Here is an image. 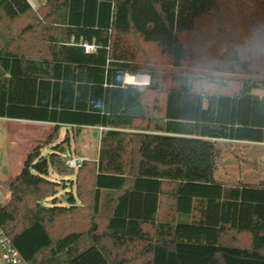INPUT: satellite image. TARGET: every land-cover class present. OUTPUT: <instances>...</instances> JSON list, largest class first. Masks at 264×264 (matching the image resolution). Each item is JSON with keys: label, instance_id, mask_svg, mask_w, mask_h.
<instances>
[{"label": "trees", "instance_id": "16d2710c", "mask_svg": "<svg viewBox=\"0 0 264 264\" xmlns=\"http://www.w3.org/2000/svg\"><path fill=\"white\" fill-rule=\"evenodd\" d=\"M220 6L264 11V0H45L15 43V20L33 10L0 0V117L101 127L96 159L67 166L68 135L53 144L50 132V151L34 145L8 180L0 227L29 264H129L132 250L138 264H264V181L215 176L218 142L264 144L258 80L206 92L185 68L192 52L183 37L203 30L202 44L221 47L243 72L264 54L241 30L231 34L248 41V56L224 41L231 24L198 23ZM136 41L165 55L169 72L137 63ZM127 72H147L148 82L124 83ZM51 172L72 178L67 204L57 202ZM100 206L102 229L91 220ZM83 207L85 229L50 232Z\"/></svg>", "mask_w": 264, "mask_h": 264}, {"label": "rangeland", "instance_id": "374dc122", "mask_svg": "<svg viewBox=\"0 0 264 264\" xmlns=\"http://www.w3.org/2000/svg\"><path fill=\"white\" fill-rule=\"evenodd\" d=\"M32 1L36 4V7H31L33 11L17 18L14 22V26H12L16 29L14 31L15 37L24 30H28L29 25H33L34 22H36L35 20L38 19L34 10L42 5L45 0ZM262 9L263 7L227 8L226 6H220L211 16L199 19L198 23H202L207 27L231 24L232 28L226 29V33H228L229 37L225 36L224 41H229L233 45L238 46V49L240 48L242 53L248 56L249 52L245 46L246 44L244 45V43L248 41H243L241 38H237L231 33L235 32V30L243 31L246 37H249L250 40L253 39L255 45L260 50L261 46H264V27L261 25L264 23V16L262 15L264 11H262ZM51 26L57 28V25L54 23H52ZM203 31L201 33L194 32L192 34H187L183 37L184 43L192 52L191 58L186 61L185 68L194 77L195 86L200 87V89L206 92L214 89L232 91L241 84L243 78L254 77L261 82L257 81L258 86L253 88L252 92L259 96H264V80L257 77V75L261 77L264 75V66L260 65V63L264 65V54H260V59L255 56L251 61L252 63L248 64V72H243L239 65L234 64L233 61L229 59V56L225 55L226 52L223 51L221 47L218 48L217 45H211V47H209L202 44L201 34ZM19 39L22 40V38L17 36L13 43L20 41ZM130 40L132 42L134 41L132 38H130ZM136 43L138 46V52L135 57L137 63L143 66H149L159 74H167L169 72L168 69H170V64L167 57L161 54L153 44L138 41H136ZM41 50L42 53L46 52L43 46H41ZM33 53L39 55V53L35 51ZM131 74L142 75L138 80L139 82L144 81L145 76L149 79L147 72H136ZM152 97L150 94L145 96V103L147 105H150ZM158 97L160 100L162 94L159 93ZM151 111L155 113L153 110ZM18 123L0 120V203L7 202L10 197L9 191V196L6 197L8 190L6 185L8 182L7 179L19 171L20 168L18 170L16 169L15 162L26 147L34 142H38L42 145L41 153L46 155L50 151V146L43 142L46 136L51 132L53 136L52 143L55 144L62 140L66 133L64 127H60L58 131L59 126L54 128L49 126L47 122H31L27 120L28 125L26 126ZM13 125L17 127L15 126L16 128H13ZM69 130V145L66 147L64 154L73 157L94 158L98 152V141L101 128L88 126L80 128L79 131L75 128H70ZM217 146L220 151L215 169V176L217 178L228 182L236 180L251 182L259 180L264 181V144L250 142H218ZM49 178L59 182L56 192L57 202L59 204H67L65 189H67V191L69 190L71 193L75 192L73 188L69 187V184L73 182L72 178L71 180H67L66 177L60 178V176L52 172L49 174ZM81 190L83 197H89L86 187L82 186ZM101 199L103 202V195ZM43 202L44 204L50 203V198L43 200ZM84 208L85 207L75 212L70 219L63 218L56 220L52 226H49L50 232L58 235L72 227L85 229L88 226L89 217L87 215L88 212ZM103 215L104 211L101 207V210L99 209L98 212L94 213L93 218H91V220L93 219L98 224L99 229H102L104 226ZM126 255L133 259L130 260L129 264H138L133 250Z\"/></svg>", "mask_w": 264, "mask_h": 264}, {"label": "built area", "instance_id": "2783aa9c", "mask_svg": "<svg viewBox=\"0 0 264 264\" xmlns=\"http://www.w3.org/2000/svg\"><path fill=\"white\" fill-rule=\"evenodd\" d=\"M31 7H36V4L32 0H27ZM85 50L89 51L93 49V45L91 44H85ZM127 76L130 77H136V76H142L140 74H131V73H125L123 82L124 83H133V84H144L148 82L147 76H145L144 81H128ZM84 158L82 157H73L69 156L66 159L67 166L76 169L78 166H80L82 160ZM0 264H29L25 258H23L18 250L13 245V242L10 238V236L5 233V231L0 227Z\"/></svg>", "mask_w": 264, "mask_h": 264}, {"label": "crops", "instance_id": "0c3cea01", "mask_svg": "<svg viewBox=\"0 0 264 264\" xmlns=\"http://www.w3.org/2000/svg\"><path fill=\"white\" fill-rule=\"evenodd\" d=\"M0 120H6V121H9V122H12V123H18V124H24L25 126L26 125H28V123H27V120L26 119H11V118H5V117H0ZM28 121H31V122H44V121H36V120H28ZM48 124H49V126H51V127H54V123H51V122H47ZM16 125H13V128H16L15 127ZM59 127H58V131H59V128L60 127H64L65 128V130H66V133H65V135L67 134L68 135V131L70 132V128H73V126H71V125H68V124H59L58 125ZM22 127V126H21ZM96 128H98V127H96ZM99 128H101V127H99ZM78 135V134H77ZM99 136H100V133H99ZM75 137V136H74ZM35 143V144H34ZM34 143H32V144H30L28 147H26V149L23 151V153H21V155H20V157L17 159V161L15 162V167H16V169L18 170L19 168H20V166H21V164H22V161H23V159H24V157H25V155H26V153L34 146V145H36V144H38V142H34ZM98 146H99V141H98ZM97 154H98V152H97ZM96 157H97V155L94 157V158H92V159H96ZM85 159H90V158H85ZM12 177V176H11ZM10 177V178H11ZM10 178H8L7 180H9ZM71 178V177H70ZM6 181V180H5ZM71 185V186H70ZM69 187H71V188H73L74 189V184L73 183H71V184H69ZM9 196V192H8V190H7V194H6V197H8Z\"/></svg>", "mask_w": 264, "mask_h": 264}, {"label": "bare ground", "instance_id": "6f19581e", "mask_svg": "<svg viewBox=\"0 0 264 264\" xmlns=\"http://www.w3.org/2000/svg\"><path fill=\"white\" fill-rule=\"evenodd\" d=\"M139 78H140V76H136V77H133V78L130 77V76H127V80H128V81H133V82L138 81Z\"/></svg>", "mask_w": 264, "mask_h": 264}]
</instances>
